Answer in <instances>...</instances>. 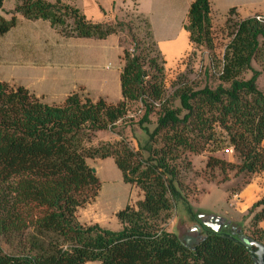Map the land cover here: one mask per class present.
I'll return each instance as SVG.
<instances>
[{
    "label": "trees",
    "instance_id": "obj_1",
    "mask_svg": "<svg viewBox=\"0 0 264 264\" xmlns=\"http://www.w3.org/2000/svg\"><path fill=\"white\" fill-rule=\"evenodd\" d=\"M233 14L230 8L225 16ZM8 15L9 20L0 16V36L16 26L17 16L48 22L64 38L104 40L122 26L93 23L60 0H18ZM141 19L147 49L136 54L135 45L133 52L120 54L121 100L114 105L78 93L60 105H46L24 88L0 82V238L9 247L8 253L0 248V264H254L255 249L231 229L205 228L191 250L162 228V217L179 201L191 215L179 181L180 172L190 169L191 154H213L226 144L238 165L210 156L206 170L264 175V90H257L251 69L261 57L264 25L255 18L237 23L222 57L219 86L177 88L180 109H173L163 99L165 61L149 20ZM183 30L195 48L212 51L208 0L190 3ZM248 72L251 77L244 79ZM136 102L145 119L158 105L156 126L152 132L143 129L147 139L139 150L123 141L93 146L94 134L111 129ZM94 159H111L122 182L142 194L134 206L116 213L118 232L81 225L75 217L99 192L86 162ZM263 204L264 199L252 208Z\"/></svg>",
    "mask_w": 264,
    "mask_h": 264
},
{
    "label": "rangeland",
    "instance_id": "obj_2",
    "mask_svg": "<svg viewBox=\"0 0 264 264\" xmlns=\"http://www.w3.org/2000/svg\"><path fill=\"white\" fill-rule=\"evenodd\" d=\"M17 2V0H3L2 7L4 9H12ZM137 2L138 0H116L113 3L111 11L104 10L103 3L99 5L103 11L101 24H121L122 26L116 28L117 33L114 36H109L111 40L102 44L104 54L100 60L92 63H81L77 60L68 65L81 68L76 73L73 72L82 82L81 87H84H80L81 89H79V92H76L81 99L87 96L91 101L95 102L101 97L107 104L111 105H114L120 100L117 72L120 68V53H122L123 50L133 52V49H136L135 45H138L136 54L139 53L141 49H147V45L143 42L144 26L141 22V18L144 16L138 12ZM139 2L141 5L140 11L153 10L152 14L156 31L162 33L166 30L168 32V39H174L178 36L179 30L176 27V19L180 18L181 12H176L169 0H161L158 5L153 4L150 0H139ZM261 4L264 5L262 2ZM176 14L178 17H176ZM182 16L184 18L185 11H183ZM248 18H255L259 23L264 25V13L248 16H239L237 13L230 16L212 15L210 31L212 51L210 52L204 48H195V46L189 43L187 38L183 54L178 60L163 66V99L166 103L173 109H180L174 91L182 86L191 88L194 91L202 88L214 90L219 86L218 77L220 75L219 70L221 68L222 57L225 48L232 39L234 26L240 21ZM225 21L228 22L226 23ZM115 39L119 42L120 50L115 44ZM85 40L91 41L90 39ZM41 45L44 49H49V51H45L46 53H51L53 45L54 47L57 46L49 39L43 40ZM60 47L58 46L57 50H61V52L66 54V48L63 47L60 49ZM260 48L261 57L252 62L251 69L257 73V90L263 92L264 46H260ZM152 56L153 54L150 57L152 58ZM251 75L252 73L248 72L243 78L249 79ZM15 87L16 86L8 85V88ZM45 99L44 97L42 101L40 99L38 100L46 103ZM154 106L156 107V111L145 119L141 104L138 102L130 103L126 107L127 109L124 117L112 126L111 129L96 132L94 134L92 145L113 144L123 141L129 149L133 152H137L139 146H142L147 139L143 129L152 132L156 126L158 105L155 104ZM208 151L209 150H201L198 154L189 155L187 160L190 163V169L188 171H181L179 174L181 185L180 194L182 200L189 205L191 215L186 212L182 201L172 202L167 216L162 217V228L166 232L176 235L181 242L184 238L192 239L194 242L190 247L194 248L197 235L195 231L191 232V229L197 227L201 234L205 229L196 217L198 215L217 216L229 222V229H234L235 232L238 233V237H245L264 246V204L252 208L255 203L264 199V175L254 174L249 177H244L243 174H236V169H227L223 174L219 173L217 170L210 172L205 168L207 159L210 156L232 165H238L239 162L232 148L226 146V144H223L221 149L213 154H210ZM87 162L91 164L90 160H87ZM245 182H247V185H250V187L256 186L259 189L258 191H260L255 202L246 208L243 206L240 199L243 194V189L247 186L244 185ZM99 183L100 189L93 205H96L97 209H101V207L107 206L111 198L122 195V201H120L119 206L116 207V210L119 208L122 210L124 208V195L122 191L116 188L114 184L115 190L111 191L108 189L109 183L101 180ZM124 187L126 186L124 185ZM136 193L137 194L133 195L127 202L130 206H134L137 201L142 199L141 192L136 189ZM86 206L82 208L86 209ZM87 210L93 214L89 208H87ZM117 212H114L111 216V220L105 221L100 228L111 232H118L121 228L115 219ZM257 214L260 215L259 219L253 221L254 216ZM0 248L4 253H8L9 251L8 245L5 244L1 238Z\"/></svg>",
    "mask_w": 264,
    "mask_h": 264
},
{
    "label": "crops",
    "instance_id": "obj_3",
    "mask_svg": "<svg viewBox=\"0 0 264 264\" xmlns=\"http://www.w3.org/2000/svg\"><path fill=\"white\" fill-rule=\"evenodd\" d=\"M46 1L53 3L56 0ZM60 1L65 5L79 10V12L87 20H90L96 24H101L103 19V11L99 5L103 3V9L111 11L113 3L116 0ZM160 1L161 0H150V2L155 5H158ZM169 1L172 4V7L175 8L176 12H181L180 18L176 19V27L179 30V34L174 39H168V32L166 30H164L162 33L156 31L152 14L153 10L140 11L141 5L139 0L137 2L138 12L149 20L154 41L156 42L159 51L163 56L165 64L167 65L178 60V58L183 54L187 40V33L183 30V24L188 7L193 0ZM208 1L211 10V16H223L230 8H235V11L237 14H239V16L264 13V5L261 4V2L264 4V0ZM12 9H4L1 7L0 16H2L5 20H9L8 13ZM183 11H185L184 18L182 16ZM176 17H178L177 14ZM16 20V26L6 34L0 36V82L9 86L22 87L41 101L45 97L46 103L44 102V104L46 105H60L67 97L76 93L77 91L79 92V89L84 88L81 87L82 82L74 74L81 68L68 65L71 62H76L77 60L81 63H92L94 61L100 60L104 54L102 44L111 40L110 37H107L104 40L90 39L91 41L78 38H64L54 29H52L48 22L27 21L20 16H17ZM45 39H49L53 44L57 45L56 47H54V45L52 46L51 53H46L45 51H49V49H44L41 45V42ZM115 44L120 50L117 39H115ZM58 46H61L60 49L65 47L67 50L66 54L61 52V50H57ZM120 68L117 71L118 82ZM99 98L102 99L101 97ZM90 161L91 164L86 161L87 165L93 170L99 182L101 180L103 182L109 183L110 185L108 186V189L111 191L115 190V187L122 191V194L124 195L123 207L133 195L137 194L135 188H131L122 182L121 174L111 159H94ZM123 184L126 187H124ZM258 190L259 189L256 186L250 187V185H247L243 189V194L240 199L245 208L247 206L249 207L255 202L260 192ZM121 198L122 195L114 196L109 200L107 206L101 207V209H97L96 205H93L94 201H92L91 203L87 204V206L85 205L86 209L79 208L76 210V220L81 225H98L99 227H102L105 221L111 220V216L114 212H117L121 209L119 208L116 210V207H118L120 201H122ZM87 208H89L93 214H91ZM86 264L97 263L93 262Z\"/></svg>",
    "mask_w": 264,
    "mask_h": 264
},
{
    "label": "water",
    "instance_id": "obj_4",
    "mask_svg": "<svg viewBox=\"0 0 264 264\" xmlns=\"http://www.w3.org/2000/svg\"><path fill=\"white\" fill-rule=\"evenodd\" d=\"M93 172V170H92ZM197 220L200 221V224L210 230L213 233H218L222 229H228L229 227V222H227L225 219L217 216H203V215H198ZM233 232H235L234 229L231 228ZM197 234L199 233V229L197 227H194L191 229V232H194ZM237 233V232H236ZM240 241L248 248H254V257H255V262L254 264H264V246L261 245L260 243L256 241L249 240L245 237H240ZM194 241L189 238H184L182 240L183 246L187 249H193L191 248V244ZM197 243V239H195V245Z\"/></svg>",
    "mask_w": 264,
    "mask_h": 264
},
{
    "label": "flooded vegetation",
    "instance_id": "obj_5",
    "mask_svg": "<svg viewBox=\"0 0 264 264\" xmlns=\"http://www.w3.org/2000/svg\"><path fill=\"white\" fill-rule=\"evenodd\" d=\"M197 236H196V239H197V241L200 239V236H201V232L199 231V233H197L196 234Z\"/></svg>",
    "mask_w": 264,
    "mask_h": 264
}]
</instances>
